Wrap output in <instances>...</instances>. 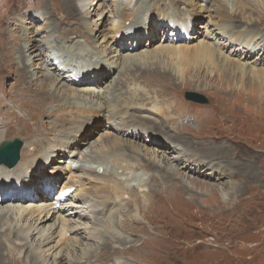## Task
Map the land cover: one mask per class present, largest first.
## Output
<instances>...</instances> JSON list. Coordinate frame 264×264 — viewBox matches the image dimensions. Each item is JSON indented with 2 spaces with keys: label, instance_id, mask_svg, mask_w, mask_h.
Returning <instances> with one entry per match:
<instances>
[{
  "label": "rangeland",
  "instance_id": "obj_1",
  "mask_svg": "<svg viewBox=\"0 0 264 264\" xmlns=\"http://www.w3.org/2000/svg\"><path fill=\"white\" fill-rule=\"evenodd\" d=\"M180 1L181 2L178 3V5L182 7L184 5V2L182 1L184 0ZM235 1L236 0H226L230 13H233L235 16V22L241 25L235 26L240 29L239 34L243 35L245 33L244 31H241L243 29L264 30V0H245L249 1L251 4L250 6L254 7V10L246 8L247 10L244 11L237 8ZM121 2H123V0H89L88 6L85 7L87 11L82 17L79 14V8L81 7L80 9L84 10L83 6L74 4L71 0H0V10H4V8L11 5L14 8L17 5L15 14L9 19V22L0 26V57L6 52L4 45L7 43L8 45L6 46H9L11 37L18 34L23 35L25 31H27L28 34L33 35L35 31L44 28V23H47L49 20L51 25L49 32H52L57 28L55 33L56 37H58V30H69V32L77 30V32L80 33L83 30L86 31L83 35L84 37L85 35H91L92 32L86 29L83 20L90 21L92 25L96 23L98 25L97 28L100 27V30L105 27L109 35L118 36L125 31H120L119 33H117V31L114 32L112 21L115 14L114 8L116 5L118 7ZM146 3H150V1L141 0V3L137 2L138 5L135 6L133 10L130 9V6L133 5V3L130 2V6L126 9V15L122 17L125 18L123 24L124 26H129L133 23L137 19L136 13L139 8H141L139 5L143 4V10L153 8L151 16L149 15L147 18H142L146 21L144 27L150 29L151 32L148 34H142L143 38L141 41H138L137 44H139V47L134 48L135 51L132 50L129 52L128 50H121L124 52L119 54L121 59L124 58L127 53L140 54L141 52V54H146L150 52V54H154L155 51L163 46L192 47L200 41L208 40L206 31L216 30L215 22L210 21V17L206 15L205 11H199L196 9L198 10L197 12L196 10L191 9V11L186 14L193 13L198 15L196 17L197 19L194 21V26L192 27L189 18L185 17L183 10H178V6H171L167 9L159 6V4L167 5L168 3L171 5H177L176 0H157L156 3L153 0L151 2L152 4L150 3L151 5L148 4L145 6ZM47 16L48 18H46ZM175 18H177L180 23L186 18V27L192 28L190 32L182 33L173 29H170L169 31L167 29L166 31L163 26L160 28L162 21L165 19L168 25L175 27V24L177 23ZM42 32L36 34L38 40H40L42 35L46 33L45 31ZM98 33L99 32L97 31L95 34L98 35ZM239 34L237 37H241ZM83 36L71 33L67 39L62 37L59 38V44L62 45L65 43L68 48L74 51V53L86 54V52L90 50L92 42L90 43L88 41V44ZM92 37H94V34ZM245 37L247 36L245 35ZM241 38H243L241 39L243 43L244 40H249L244 37ZM90 40L92 41V38H90ZM220 40L226 44L231 41L227 40V38H222ZM12 42L17 43L16 41ZM38 42L39 41H37V43ZM126 42L130 44L131 40L126 39ZM104 45L109 46L110 44L106 42ZM238 45L239 44L232 43L230 49L237 48ZM131 46H133V44H131ZM47 50L48 49L44 47L40 49V54L38 56L40 59L36 60L37 64H42L45 60L46 54V57L48 58L51 55L53 56L52 53H47ZM219 51L221 52V56L228 55L231 57V55L226 53L224 49ZM93 54L95 53H92L91 57H84L85 59L82 64L90 65L93 63H99V57H96ZM13 55L14 54L9 57L11 59L10 62H0V70L2 69L0 80L2 86L5 85V87H7L10 80L17 79L19 85L22 84L23 90L27 92L30 97L21 98V108L19 106L15 107V113L18 115V118H16V115L14 116V114L5 113L7 119L4 117L1 120L2 123L9 127L8 134H5L7 137L2 142L13 140L15 138H19L23 141L20 161L15 167L8 168L10 170L6 172L10 177L7 180L9 183L8 188L12 187L13 184H17L13 181L18 176V172L22 169H17L15 174L13 169H16V167L20 165L28 140H31L33 143L32 148L28 149V152L38 151L37 149H40L42 140L46 139V135L48 134L44 123L41 124L40 128L42 131H40V133L24 128L25 120L20 117L26 116L25 118L27 119V114L30 112L27 104L28 101L33 103L37 108V112L35 111L36 114H40L43 109L39 104L41 102L44 104V102L41 101L37 94L41 93L42 95L47 96L50 92L43 91L42 88L52 89V80L44 81V83L41 84L40 79H35L33 81L34 83H29L26 78L17 73L12 72L11 74H6L10 72V70L21 68L20 63L13 59ZM246 55L248 56L249 61L252 62L260 57L257 52L251 54L247 53ZM100 57L103 60L104 56L100 54ZM156 57L157 56L154 55L149 57V59L146 58V60L141 63L148 69L153 68L151 73L149 72L152 75L149 79L154 86L147 82V77L145 78L144 76L139 75L132 76L121 88L112 91L115 98L118 101L123 98L136 97L142 93H150L151 95H154V100L160 107V110H154V117L159 121L163 118L165 119L164 111L166 105L169 106L168 111L173 116H181L185 114L181 121L192 131V133L186 135L188 139H185V143H183L184 146L187 149L202 152L204 157H216L223 161L220 165V170L214 177L204 178V176L195 172L194 169L192 170V173H194L193 177L206 183L214 184L216 188H223L229 179L236 183L237 188L234 191H230L227 196L223 198L222 193L215 189H213L215 194H212V192L210 193L203 188L200 189V186H198V192L196 189L186 190L184 187L185 184L182 186L181 181L178 178L175 182L171 180L164 181L156 177L152 178L151 184L162 186L164 188V193L168 195V198L170 199V203L166 206V209L163 205L161 211L151 210L148 219H150V222L154 220L155 232L169 231L171 232L169 235L173 239L172 242L179 240L180 244L166 247L167 252L164 256L159 255L158 252L153 255L150 250L149 264H264V248L261 252H257L259 248L264 247V78H261L259 82L252 83L250 77L246 76L245 78H248V81L245 85L241 86V81L235 76L231 78L230 82L226 83V80L221 75L220 64L218 62V66L213 68V72L210 76L206 72L207 69L204 68L201 70L202 73L200 78L193 77L191 74L190 79L187 77L185 78V76H182L178 71L176 72V64L174 65V62H172L170 58ZM48 58L46 60L50 61ZM121 59L117 60L119 64L118 67H116L117 70H115L113 74L112 72H109L110 77L104 79L106 82L100 83L101 85L97 87L96 90L101 88L106 91L111 83H119V70H122L121 68L123 66V63L121 64L120 61L124 60ZM241 59V61L244 60L242 57ZM261 60L264 61L263 55L261 56ZM104 62L109 65V61ZM257 66H264V64H257ZM170 69L173 70L169 76H165L163 75V72L159 71ZM138 70H141V68H138ZM138 70L132 72L136 73ZM124 72L128 73V70H125ZM99 77L100 76L98 75V78ZM126 77H129V75ZM63 82L65 81L63 80ZM73 88L76 89L75 87ZM188 91L197 92L206 96L210 100V103L200 104L194 101H188L185 98V93ZM74 93L77 94V89ZM159 93L166 94L165 99L157 96ZM56 96V98H61L58 97V95ZM94 99V103L99 101L97 98ZM163 106L165 107L163 108ZM199 114H201L200 119L206 125L207 129L205 130L204 126H200L198 123ZM8 121H10V123ZM44 122L48 123L47 120H44ZM36 123L37 122L35 121L32 125L39 126V124ZM102 124L103 122L100 125ZM100 125H92V131L85 129L86 138L84 139L85 142L83 141L84 144L81 146L82 148L89 145L87 143L89 140L100 139V135L104 133V131L101 132ZM21 127L24 130L23 132L27 134L26 138L17 134ZM82 128L83 125L81 129ZM170 133L175 135L173 130H171ZM92 134L93 136H89ZM206 134L211 137L207 144H205L206 141L201 138L206 136ZM88 137H91V139L88 140ZM166 144L167 152L171 153V151L174 150L172 143L167 142ZM28 147L31 146L29 145L27 148ZM35 148L36 150H34ZM51 148L52 147L49 144H46L42 149V153H47L48 156H50L47 158V166L45 169L42 172L37 169L28 171L27 180L31 182V186L28 184L25 189H21L23 194L18 190V193L20 194L19 196L22 199L13 201V203L6 202L0 204V212L10 210L9 213H11V215L4 219L2 218L3 220L0 219V232L7 233V236L3 235V239L6 242L4 252L5 249L7 252L10 251L15 243L23 246V243L30 240L35 245L32 247H34L38 254L43 257L41 258L42 260L46 257L48 261L50 260L53 263H57L60 258L56 257H64V260H69L70 264H101L98 261H95L94 256L97 255L98 258L100 257L99 261H101L102 258L107 255H102L103 249L101 248H103V243H92V240L81 235L84 234L83 231H93V233H95L98 227L103 231L101 234L102 237L109 236L112 233L114 235V230H111V222H113L111 211L109 209L106 211L101 210V213L98 215L97 209L101 208V206L100 204L97 205L100 198L96 197L100 194L93 193L96 188L92 187L90 180L87 178L86 180L88 181L84 182V184H79L77 182L78 178L72 177L68 172L67 168L69 166L76 168L81 165L82 162H72L69 154L61 149H56L55 152L52 153ZM157 151L160 150L157 148L141 146L138 152L141 153L144 160L139 161L140 165L145 169L158 168L155 165H148L149 162L154 160V153ZM130 152L131 151L128 150V154H130ZM58 153L63 154L58 155ZM55 154L57 155V158L54 157ZM158 154L162 156L161 153L158 152ZM58 159L60 160L59 162L57 161ZM22 164L24 165V163ZM90 164L93 166L98 165V163ZM3 167L7 168L6 166ZM224 167L228 174L222 176L220 171H223ZM118 170L119 169H115L114 173L116 174ZM160 174H163L164 176L166 175L163 171L157 172L156 169L148 171V174H145L144 177L145 180H147L153 175L160 177ZM168 174L172 173L168 172ZM127 183L130 187L134 188V190L131 192V196L124 197L129 200L125 206L121 208V212L126 214L129 211L130 206V209L134 211L129 213L130 215L137 214L139 217H143V212L140 209L134 210V208L138 206L139 203L145 204L146 202H150V197L148 196L149 191L144 194L145 188L140 186L141 181L137 176L132 180L130 179ZM47 186H49V189H46ZM64 186H69L70 188L66 187L63 192L67 189H70V192L61 199L59 193L60 189ZM166 188H169L170 191H167ZM177 192L178 195H176ZM45 195L47 196L45 197ZM173 195L175 197H173ZM144 196L148 197L146 201ZM126 199H117L116 204L113 207L119 208L123 206ZM178 202L180 204H178ZM134 203L136 204L135 206ZM34 207H43L49 210L52 209L50 211L52 217H50L49 221L40 224V221L38 222L37 220L45 213L39 214L33 212L34 215L33 213H28V211L32 210L31 208ZM53 208L57 210V212L53 213ZM141 209L145 211L146 206L142 205ZM19 210L23 212L21 216L19 214H13L16 212L18 213ZM78 214H82L84 217L81 218L79 222H76L75 219L77 217L72 219V216H78ZM175 216H178V218ZM181 217L183 218L181 219ZM71 219L76 223L72 222ZM118 219H123V216L121 215V218ZM134 220L136 219L128 218L124 221V224L128 225L134 231L144 232L145 236L134 241L128 239L126 236L123 237V235L118 234L120 235V237H118L119 241H122L121 245L120 242L114 243L109 239L107 240L110 241L115 248L122 251L119 254L127 252L131 257L139 261L138 256H143L142 251L146 253L147 247L142 243L145 240L143 238L150 239V229L140 221ZM63 221L65 222L64 225L70 227L75 226L76 229L82 230V233L79 235L82 237V240L73 235L71 237L67 234V230L61 232L63 235L60 234ZM13 230H17L18 233L21 232L18 238L12 237L10 234ZM116 230L118 231L119 228ZM153 235L154 234H152V236ZM79 240L82 241V244L78 242ZM153 244L156 245L155 241ZM74 249L76 251L72 252ZM25 254H28L27 248L20 250L17 256L25 258ZM64 260H62L61 264H64ZM111 260L112 259L108 261V264H121V261L114 262V260ZM110 261L112 263H110ZM145 261L146 260L143 262ZM42 262H44L43 264H46L45 261ZM143 262H140V264Z\"/></svg>",
  "mask_w": 264,
  "mask_h": 264
},
{
  "label": "bare ground",
  "instance_id": "obj_2",
  "mask_svg": "<svg viewBox=\"0 0 264 264\" xmlns=\"http://www.w3.org/2000/svg\"><path fill=\"white\" fill-rule=\"evenodd\" d=\"M71 1H73L74 4L83 6L84 10H81V7L79 8V14L83 17L87 11L85 7L88 6L89 0ZM149 1L151 3L153 0ZM176 1L177 5H171L168 3L167 5L159 4V6L164 7L165 9L171 6H178V10H183L185 17L189 18L192 27L194 26V21L197 19L196 17L198 15L193 13H190L188 15L186 14L189 13L191 9L205 11L206 15L210 17V21L215 22L213 23L215 24L216 30L206 31L208 40L200 41L192 47L163 46L155 51L154 54H150V52L146 54H141V52L140 54L127 53V55L122 58L124 60L120 61L121 64L123 63V66L121 68L122 70H119V83H111L108 86V90L106 91L102 90L101 88L99 90H96V88L101 85L100 83L106 82V80L104 79L110 77L109 72H112L113 74L114 71L117 70L116 67H118L119 65L117 60L121 59L119 57V54H121V52L124 50H128L129 52H131L132 50H134V48H138L139 44L137 43L138 41L142 40V34H148L151 32L150 29L144 27L146 21H144L142 18H147V16L149 15L151 16L153 8H147L148 10H143V4L139 5V7L141 8H139L138 12L136 13L137 19L129 26H124L123 24V20L125 18L122 17L126 15V9L130 6V2L133 3V5L130 6V9L134 10V7L138 5L137 2L141 3V0H123V2L118 5V7L117 5L115 6L112 28L114 29V32L117 31V33H119L120 31H125L118 36H114L111 34L109 35L105 27H103L104 29L100 30V27L97 28L98 25L96 23L92 25L90 21L88 22L83 20L84 25H86V29L92 32L91 35H85L84 37L83 35L86 33V31L83 30L81 31L82 34L80 32H77V30L73 32H69V30H58V37H56L55 33L57 28L54 29V31L49 32L51 29L50 20L47 23L44 20V28L35 31L33 35H30L27 33V31H25L23 35L18 34L14 37H11L9 46H6L8 45L7 43H5L4 45V49H6V52L1 55L2 57H0V62L8 63L11 61V59L9 58L10 55L14 54L13 59L20 63V69L10 70V72L6 74H11L12 72L17 73L18 75H22L24 78H26L29 83H34L33 81L35 79H40L41 84H43L44 81L52 80V89L42 88L43 91L50 92L49 94H47V96L42 95L41 93L37 94V96H39L41 101H43L45 104L44 105L42 102H39V106L43 109V111L40 114H36L37 108L33 103L28 101L27 104L30 112L27 114V119L25 118L26 116L20 117L24 118L25 120L24 128L31 129V131L34 132L40 133V131H42L40 128L41 124L44 123L47 129L46 132L48 133L46 135L47 138L42 140L40 149H37L38 151L34 152H28V149L32 148L33 143L31 140L27 139V146L30 145L31 147L27 148L26 146L24 150V156L20 165H18L16 169H13L14 174L17 169H22L18 172V176L13 181L18 185L13 184L12 187L8 188L9 183L7 180L10 177L6 172L10 169L0 166V204H4L6 202L13 203V201L21 200L22 198H20L18 190H20V193L23 194L21 189H25L28 184H30L31 186V182L27 180L28 171L37 169L42 172L45 169V167L47 166V158L50 156H48L47 153H42L44 145L49 144L52 147V153H54L56 149L64 150V152L66 151L71 157L72 162H82V164L76 168H73L72 166H69L67 168L70 175L74 178L77 177V182L79 184H84V182L88 181L86 180V178L89 179L92 187L96 188L94 189L93 193L100 194L99 196H96L100 198L97 205L100 204L101 206V208L97 209L98 215L101 213V210L106 211L107 209H109L111 211L113 221L111 222V230H114V235L112 233L109 236L102 237L101 234L103 233V231L100 230L99 227L97 228V231L95 233H93V231H83L84 234L81 235L85 236V238L87 237V239L89 240H92V243H103V248H101L103 249V254H101L107 255L103 257L101 261H99L100 257L98 258L97 255L94 256L95 261H98L101 264H108V261L110 259L114 260V262L121 261V264H140V262L146 260L141 264H149L150 250L152 251L153 255L158 252L159 255L164 256L167 252L166 247L176 246L180 244L179 240L172 242L173 239L170 237L169 234L171 232L169 231L155 232L154 220L150 222V219H148L151 210L161 211L163 205L166 209V206L170 203L168 195L164 193V188L160 185L151 184L152 178L156 177L164 181L171 180L173 182H175V180L178 178L181 181L182 186L185 184L184 187L186 188V190L196 189V191L198 192V186H200V189L203 188L206 191L215 194L213 192V189H215L216 191L222 193L223 198H225L230 191H234L237 188L236 183L232 180L230 181L229 179L227 180V183L223 186V188H220L219 186V188H216L214 184H209L193 177V169L198 174L204 176V178L214 177L220 170V165L223 161L216 157H204L202 155V152H196L187 149L184 146L183 143H185V139H188L186 135L192 133V131L188 129L181 121L183 115L185 114L181 116H173L168 111L169 106L166 105V109L164 111L165 119L163 118L159 121L154 117V110H160L159 105L154 100V95H151L150 93H142L136 97L123 98L117 101L114 93L112 92L113 90L121 88L130 77L137 75L144 76L145 78L147 77V82L153 85V83L149 79L150 77H152L150 73L153 68L148 69L141 63L142 61H145L146 58L149 59V57H152L154 55L157 56L156 58H170L172 62H174V65L176 64V72L178 71V73H181L182 76H185V78H190L191 74V76L193 77L200 78L202 73L201 70L204 68L207 69L206 72L210 76V74H212L213 72V68H216L218 66V62L220 64L219 66L221 75L226 80V83L230 82L231 78L235 76H237V78H239V80L241 81V86L245 85L248 81V78H245L246 76L250 77L252 83L259 82L261 78H264V66H257V64H264V61L261 60V56H264V30L243 29L241 31H244L245 33L243 35H240V29L236 28L235 26L241 25L235 22V16L233 13H230L226 0H184L182 1L184 2V5L182 7L178 5V3H180L181 1ZM154 2L156 3L157 0H154ZM150 3H146L145 6ZM235 4L241 11L247 10L249 8L250 10H254V7L250 6L251 4L249 3V1L236 0ZM16 6L13 8V6L11 5L4 8V10H0V26L7 24L9 22V19L13 17V15L15 14ZM198 10L196 11L198 12ZM46 18H48V16ZM175 19L177 20V18ZM185 20L186 18L183 19L182 23L177 20V23L174 27L168 25L165 19L162 21L160 28L161 26H163L166 31L167 29L168 31L170 29H173L177 32L179 31L182 33H189L192 28L186 27ZM42 31H45L46 33L44 32L45 34L42 35L40 40H38L36 38V34L41 33ZM94 31L95 33L98 31V35H96ZM71 33L82 35L88 44L89 42H92L90 50L86 52V54L74 53V51L68 48L65 43L62 45L59 44V38L62 37L64 39H67ZM93 34L94 37H92ZM238 34L241 37L247 38L249 40H244L243 43L241 40L243 38L237 37ZM245 35L247 37H245ZM90 38H92V41L90 40ZM124 38L130 39L131 43L129 44L128 42H126V39ZM222 38H227V40H231L232 42L229 41L226 44L224 42H221L220 39ZM93 39L95 42L93 41ZM12 41H16L17 43H14ZM37 41L39 42L37 43ZM106 42H108V44L110 45H104V43ZM232 43H236L239 45L237 48L230 49ZM131 44H133V46H131ZM43 47L48 49L47 53H52L53 56L51 55L48 58L46 57V54L45 60L42 62V64H37L36 60L40 59L38 56L40 54V49ZM222 49H224L226 53L230 54L231 57L228 55H223L224 57L221 56V52L219 50ZM254 52L259 53L260 57L254 62L249 61L246 54H251ZM92 53H95L93 54L94 56L99 57V63H93L90 65L82 64L83 60L85 59L84 57H91ZM100 54L104 56V61H109V65L101 59ZM241 57L244 58L245 61H241ZM47 58L50 59V61L46 60ZM138 68H141V70H138ZM125 70H128V73H125ZM135 70L138 71H136V73H133L132 71ZM172 70L170 69L159 71L163 72V75L169 76L171 75ZM1 71L2 69L0 70V75ZM98 75L100 76L99 78ZM128 75L129 77H126ZM63 80L65 82H63ZM72 86L77 89V94L74 93L76 92V89H74ZM55 94L61 98H56L57 96ZM165 95L166 94L159 93L157 96L165 99ZM28 97L30 96L23 90L22 84L19 85V81L17 79L10 80L7 87H5V85L2 86L0 80V114H2L0 115V143L7 137L5 136V134H8L9 132L8 125L1 122L4 117L7 119L5 113L14 114V116L16 115V118H18V115L15 113V107L19 106L21 108L20 99ZM94 98H97V100L99 101H96L94 103ZM164 107L165 106H163V108ZM200 117L201 114L198 115V123L200 126H204L205 130L207 129L206 125L203 123ZM44 120H47L48 123H45ZM35 121L39 124V126L32 125V123ZM8 122L10 123V121ZM102 122L103 124L100 125ZM95 124H99L101 132L104 131V133H102L99 137L100 139L97 140H93L91 139V137H88V140L91 139L89 140V142H87L89 145L85 148H82L81 146L84 144L83 141L86 138L85 129L92 131V125L94 126ZM82 125L83 128L81 129ZM171 130L175 132V135L170 133ZM23 131L24 130L21 127L17 134H20L26 138L27 134H25ZM89 136H93V134ZM201 138L206 141L205 144H207L211 139L210 135L208 134ZM167 142L172 143V146L174 147V150H172L171 153H168L166 150ZM141 146L157 148L160 150L154 153V160L148 163V165H155L158 168L149 166L155 169H145L140 165L139 161L144 160L141 153L138 152ZM34 150H36V148ZM128 150L131 151L130 154H128ZM158 152L161 153L162 156H160ZM61 154L58 153V155ZM56 156L57 155L55 154L54 157ZM57 161L59 162L60 160L58 159ZM22 163H24V165ZM90 163H98V165L93 166ZM115 169H119L116 174L114 173ZM156 169L157 172L163 171L164 173H166V175L164 176L163 174H160V177L153 175L145 180L144 175L148 174V171H153ZM168 172H171L172 174H168ZM220 172L222 176L228 174L225 167L223 168V171ZM136 176L139 177V180L141 181L140 186L142 188H145L144 194L149 191L148 196L150 197V202H146L145 204L137 203L138 206L134 208V210L140 209L144 214L143 217H139L137 214H135L136 216L130 215L129 213L134 212L130 209V206L129 211L126 214L121 212V208H123L129 200L124 197L131 196L130 194L134 190V188L130 187L127 182L130 179L132 180L136 178ZM22 179L24 180V182ZM66 187L68 188L69 186H64L62 187V189H60L59 195L62 194ZM46 189H49V186H47ZM166 190L170 191L169 188H166ZM174 195L173 197L178 195V192L175 196ZM46 196L47 195H45V197ZM119 198L126 199V201L124 202L123 206L114 208L113 206L116 204V200ZM144 199L146 201L148 197L144 196ZM178 204L180 203L178 202ZM135 205L136 204L134 203V206ZM142 205L146 206L145 211L141 209ZM31 209L32 210L28 211V213L30 214L33 212L39 214L45 213L41 218L37 220L38 222L40 221V224L49 221L50 217H52V214H50V211L52 209L49 210L43 207H34ZM53 210V213L57 212V210H55L54 208ZM9 211H1L0 219H4L5 217L11 215ZM22 213L23 212L19 210L18 213L16 212L13 214H19L21 216ZM121 215L123 216V219L119 220L118 218H121ZM75 217L77 218L75 219ZM83 217L84 215L78 214V216L73 215L72 219H75L76 222H79ZM144 217L147 219H145ZM175 217L178 218V216ZM183 217H181V219ZM128 218L136 219L134 221L138 220L145 226H147L148 229H150V239L143 238L145 240L142 244L147 247V249L146 253L142 251V257L138 256L140 262L137 259L131 257L127 252L119 254L122 251L115 248V246H113L111 243L120 242L121 245L122 241H119L118 239L120 235H123V237L126 236L128 239L134 241H137L138 238H142L143 236H145L144 232L134 231L128 225L124 224V221ZM72 219L71 221L74 222ZM64 223L65 222L63 221V223L61 224L62 231H60V234L63 235V233L61 232H63V230H67L68 235H70L71 237L72 235L76 236L77 238H80L82 240V237L79 236L82 233V230L76 229L75 226L70 227L68 225H64ZM118 228L119 230L117 231L116 229ZM20 233H18L17 230H13L10 234L12 235V237L18 238ZM152 234L154 235L152 236ZM3 235L7 236V233L0 232V264H43L44 262L42 261H45L46 264H61L62 260H64V257H56L60 258L57 263H53L50 260L48 261L46 257L44 258V260H42L41 258L43 257L38 254L34 247H32L34 244L30 240L26 243H23V246L15 243L10 251L7 252L5 249V254L4 248L6 242L3 239ZM107 239H109L111 242ZM154 241L156 245L153 244ZM78 242L82 244V241L79 240ZM24 248H27L28 250V254H25V258L22 256H17L20 250ZM263 248L264 247L259 248L257 252H261ZM74 251L76 250L74 249L72 252ZM111 261L110 263H112ZM64 264H70L69 260H64Z\"/></svg>",
  "mask_w": 264,
  "mask_h": 264
},
{
  "label": "water",
  "instance_id": "obj_3",
  "mask_svg": "<svg viewBox=\"0 0 264 264\" xmlns=\"http://www.w3.org/2000/svg\"><path fill=\"white\" fill-rule=\"evenodd\" d=\"M185 98L197 103L209 104V100L202 94L188 91L185 93ZM23 142L20 139L7 140L0 144V165H5L8 168H13L20 160V151Z\"/></svg>",
  "mask_w": 264,
  "mask_h": 264
}]
</instances>
